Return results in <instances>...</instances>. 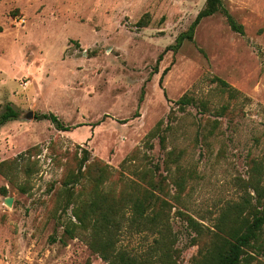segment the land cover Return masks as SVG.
Returning a JSON list of instances; mask_svg holds the SVG:
<instances>
[{"label": "rangeland", "instance_id": "374dc122", "mask_svg": "<svg viewBox=\"0 0 264 264\" xmlns=\"http://www.w3.org/2000/svg\"><path fill=\"white\" fill-rule=\"evenodd\" d=\"M205 6L0 0V115L6 106L18 112L0 127V264H106L83 237H63L97 167H106L102 190L114 195L145 192V173L161 183L160 223L178 264L205 254L226 209L244 199L256 205L248 182L264 178V0H222L242 35L218 12L171 49ZM183 97L190 103L179 104ZM130 225L118 238L131 255L144 258L164 239ZM251 254L248 264H264L262 253Z\"/></svg>", "mask_w": 264, "mask_h": 264}, {"label": "trees", "instance_id": "16d2710c", "mask_svg": "<svg viewBox=\"0 0 264 264\" xmlns=\"http://www.w3.org/2000/svg\"><path fill=\"white\" fill-rule=\"evenodd\" d=\"M218 12L224 15L233 32L243 34V26L237 24L223 8L222 0H206L205 9L197 15L188 32L178 37L176 46L171 49L177 50L185 40L191 42L194 29L199 22ZM215 81L223 89H228L231 96L235 92L226 82L218 78ZM178 103L187 105L190 100L183 97ZM17 118L18 112L6 106L4 113L0 115V127ZM39 118L48 120L59 131H69V127L63 126L53 114H43ZM86 161L85 156L83 162ZM107 172L106 167L95 168L94 187L86 196V201L77 198L71 211L75 222H69L64 228L63 237L69 240L83 237L90 250L106 264H178L173 257L176 253L172 250L174 243L167 236L165 225L162 226L160 223L165 217L163 208L167 207V203L157 197L162 188L161 183L146 178L145 173L142 177L147 179L148 183L145 192L140 193L139 187L135 186L131 187L130 193L121 192L119 195H114L112 192L102 190ZM261 177L260 174L256 178H250L248 182L256 205L252 206L247 199H244L241 204L234 205L221 213L218 223L214 225V231L211 232V245L205 254L193 260L191 264H248L254 259L251 253L264 255V178ZM76 182V178H71L66 185ZM177 185L180 188L182 181ZM148 212L153 214L149 220L148 218L144 220ZM127 220L131 223L127 231L146 230L164 237V239H154L144 258L131 255V247L122 245L118 238ZM185 220L189 230L198 234L204 230L203 226L191 216H186Z\"/></svg>", "mask_w": 264, "mask_h": 264}, {"label": "water", "instance_id": "95a60500", "mask_svg": "<svg viewBox=\"0 0 264 264\" xmlns=\"http://www.w3.org/2000/svg\"><path fill=\"white\" fill-rule=\"evenodd\" d=\"M5 204H6V206H11V200L10 199H6L5 200Z\"/></svg>", "mask_w": 264, "mask_h": 264}]
</instances>
